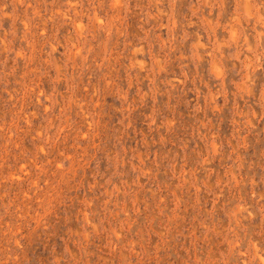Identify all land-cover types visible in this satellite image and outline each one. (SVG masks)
Listing matches in <instances>:
<instances>
[{
	"label": "rangeland",
	"instance_id": "374dc122",
	"mask_svg": "<svg viewBox=\"0 0 264 264\" xmlns=\"http://www.w3.org/2000/svg\"><path fill=\"white\" fill-rule=\"evenodd\" d=\"M0 264H264V0H0Z\"/></svg>",
	"mask_w": 264,
	"mask_h": 264
},
{
	"label": "bare ground",
	"instance_id": "6f19581e",
	"mask_svg": "<svg viewBox=\"0 0 264 264\" xmlns=\"http://www.w3.org/2000/svg\"><path fill=\"white\" fill-rule=\"evenodd\" d=\"M51 47V46H50Z\"/></svg>",
	"mask_w": 264,
	"mask_h": 264
}]
</instances>
